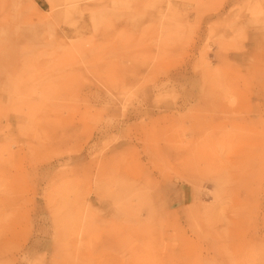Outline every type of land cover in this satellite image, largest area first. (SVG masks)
Instances as JSON below:
<instances>
[{
    "label": "rangeland",
    "instance_id": "1",
    "mask_svg": "<svg viewBox=\"0 0 264 264\" xmlns=\"http://www.w3.org/2000/svg\"><path fill=\"white\" fill-rule=\"evenodd\" d=\"M0 264H264V0H0Z\"/></svg>",
    "mask_w": 264,
    "mask_h": 264
}]
</instances>
